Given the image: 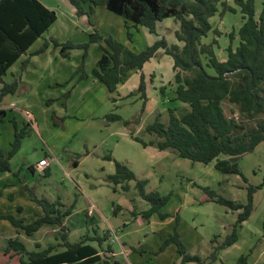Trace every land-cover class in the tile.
I'll list each match as a JSON object with an SVG mask.
<instances>
[{"label": "rangeland", "instance_id": "374dc122", "mask_svg": "<svg viewBox=\"0 0 264 264\" xmlns=\"http://www.w3.org/2000/svg\"><path fill=\"white\" fill-rule=\"evenodd\" d=\"M63 1L70 4L67 0ZM263 3L264 0H254L256 13ZM94 11L97 14L93 19L131 50L140 51L149 45L150 34L145 29L138 31L130 27L131 39H128L121 16L108 11L103 5L94 6ZM73 12L72 19L74 16L78 18L76 9ZM210 22L212 30L200 41L206 46L205 53L200 54L205 65L209 49L213 50L217 59H223L227 35L239 27L242 13L234 0H218L217 11ZM178 26L172 18L157 22L158 38L164 36L169 43L181 46L174 35ZM51 31L45 35H51ZM73 38V42L86 40L85 37H82L84 40ZM100 44L104 45L99 41L96 46L79 49L82 51L78 59L79 67L65 81L40 91H21L15 97L7 95L1 104L12 105L10 103L20 98L21 104L16 107L27 110H23L24 118L17 111L4 107L7 114L3 124L0 123V146L4 149L10 148L14 140L12 120L16 121L18 129L25 126L21 149L10 161V176L19 194L11 198L13 200L1 199L0 194V264H19V256L11 257L13 251L5 252L9 238L22 240L29 251L46 248L49 244H54L56 251L64 249L60 226L44 224L27 236L2 217L10 214L28 223L42 215L33 197L49 202L60 201L63 209L73 204L71 214L62 223L69 229L70 242L107 233V240L101 245L97 240L85 242L96 247L102 259L108 260L109 264L116 261L120 264H179L181 255L176 244L173 241L163 244L168 236L175 233L186 252L201 259V262L187 264H216V260L217 264H239L241 255L246 256L247 264H264V142L237 159L240 174L220 173L214 168V162L204 164L181 158L171 148L159 150L156 146L158 136L148 133L146 125L154 121L166 125L168 108L173 107L177 115L187 108L180 101L173 100V59L159 50L145 63L142 69L145 74V98L140 92L128 95L136 90L141 70L134 73L131 79L125 75L123 78L127 79L117 84L116 91L107 93L105 86L94 79L92 73L102 52ZM50 47L51 50H60L59 46ZM223 107L227 115H231V108L236 110L232 116L237 118L235 105L225 101ZM30 113L34 121L30 120ZM109 113L120 115L121 120L107 119ZM124 120L128 123L124 124ZM31 124H35L34 128ZM130 134L148 144L143 146ZM107 154L126 163L136 179H146L147 192L157 191L169 196L160 209L161 213L169 214L168 217L161 220L155 213L148 219L141 216L140 212L148 209L149 203L139 195L135 180L128 181L127 190L109 180L108 175L114 172V163L104 159ZM44 157L50 160L47 175L37 169L28 171V165L35 163L36 168V163ZM48 157L55 158L51 160ZM75 160L77 165L72 164ZM248 186H259L253 193L249 217L238 228L237 240L220 249L216 260L210 261L213 247L225 240L240 210H231L214 201L201 202L204 195L202 187H209L227 199L246 203ZM3 187H0V193ZM116 206L119 208L115 209ZM29 210L32 211V219ZM110 230L115 233V240ZM107 244L112 245L113 253L105 252ZM220 251L222 255L218 258Z\"/></svg>", "mask_w": 264, "mask_h": 264}, {"label": "trees", "instance_id": "16d2710c", "mask_svg": "<svg viewBox=\"0 0 264 264\" xmlns=\"http://www.w3.org/2000/svg\"><path fill=\"white\" fill-rule=\"evenodd\" d=\"M75 9L77 15H86L89 19L94 12V6L103 5L108 11L121 16L126 28V38L131 39L130 27H144L156 39L140 51H133L125 43L115 39L110 34L103 36L94 30L89 34L87 42L76 44L70 40L58 42L51 40L54 46L60 47V53L67 56V51L74 48L86 49L91 42L102 41L101 55L92 70L94 76L105 86L107 91H116L123 77L130 70H141L136 90L128 95L140 92L145 98V74L142 68L159 50L173 59L174 98L187 106L186 110L177 115L173 107L168 108L169 119L165 125L154 121L146 125L148 133L158 136L156 146L159 150L171 148L177 156L194 162L208 164L214 162V168L223 174H240L237 159L244 153L252 151L259 143L264 142V3L256 13L254 0H234L242 13V22L237 29H232L227 35V44L223 48V59H217L212 49H209L206 65L200 58L205 53V44L200 41L212 30L210 18L217 11L218 0H67ZM54 10L49 9L39 0H0V122L6 116V109L1 107L7 95L17 92V81L5 82L2 77L7 69L27 52L30 46L48 30L56 19ZM172 18L179 26L174 31L176 43H169L157 31V22ZM44 41L40 50L48 46ZM227 101L236 106L237 118L225 113L223 103ZM107 119L121 120L120 115L109 113ZM30 123V120L27 119ZM124 124L128 121L124 120ZM14 126V140L10 148L5 150L0 146V173L10 172V159L20 147L25 133V126L18 129ZM131 138L143 146L148 143L132 134ZM227 156L221 158L220 156ZM113 160L114 172L108 175L114 185H120L123 190L129 188L128 181L135 180L139 195L149 203V208L140 212L144 219L157 214L163 220L169 216L160 209L166 204L168 195L157 191L145 190L146 179H136L129 166L115 159L111 154L104 156ZM77 164V161L75 160ZM31 172L33 170L30 167ZM48 170L44 169L47 175ZM259 188L248 186L246 203L237 202L218 195L209 187H202L204 195L200 201H214L225 205L231 210L240 212L230 233L225 240L213 247L210 261L217 258L220 249L232 245L238 238V228L250 215L253 207V193ZM32 200L40 206L42 215L30 222L16 219L7 214L12 225L22 230L27 236L32 235L42 225H58L62 232L63 250L56 251L54 244L46 248L27 250L24 242L18 238L7 239L5 252L13 251L19 256V264H109L102 259L99 250L86 243V240H97L99 245L107 240V233L99 237H85L78 242L68 240L69 229L62 225L63 219L72 212L73 204L63 209L60 201L49 202L46 199L33 197ZM119 206H116L117 209ZM20 209V207H17ZM176 220L178 217L175 218ZM173 241L181 255L179 264L192 261L201 262L197 255L186 252L184 245L175 233L168 236L163 244ZM59 245V244H58ZM61 245V244H60ZM38 247L39 245L36 244ZM113 253L112 245L107 244L106 251ZM239 264H247L246 256L238 258ZM115 264H120L116 261Z\"/></svg>", "mask_w": 264, "mask_h": 264}, {"label": "crops", "instance_id": "0c3cea01", "mask_svg": "<svg viewBox=\"0 0 264 264\" xmlns=\"http://www.w3.org/2000/svg\"><path fill=\"white\" fill-rule=\"evenodd\" d=\"M39 1L43 3L49 9L54 10L57 17L47 30V31H51L52 27H54V29L50 32L51 35L47 36L45 35L47 31L44 32L43 35L37 38V40L30 46L27 52H25L24 54H21V56L7 69V72L2 77V80L5 82H12L14 79H16L17 84H18L16 93L21 92V91H28V90L40 91L41 88H52L53 86H55V84H60L61 82L65 81L67 79V76L69 74H72L73 71L79 67L78 59L82 55V51L79 50L80 48H74L73 50L70 49L67 51V56H63L59 50L50 49L51 48L50 45H53L51 40L55 39L58 42H65L66 40H70L73 42L74 40L73 37H76L78 40H80L82 37L83 38L85 37L86 40L82 41V43H84L88 41L89 34L93 32L94 30L98 31L103 36H106L107 34H109V32L105 31L103 24L99 23L98 20L95 21L93 19L95 18L97 14L95 11L91 15L90 19L86 15L77 16L78 18H75L74 16V19H72V16L74 14L73 9L75 8L71 4H66V2L63 0H39ZM141 28L145 29V31L149 33V31L144 27L139 26L138 28H134V29L139 31ZM149 34H150V40L148 44H151L156 39V36L154 35L153 37L151 33ZM44 41H50V42H48V46L44 50H40V47L42 46ZM73 43L81 44L79 41H76V40ZM98 44H99V41L91 42L89 43V48L92 45L96 46ZM137 71H140V70L128 71L126 74L127 77H129L128 79H131L132 76L135 75L134 73H136ZM138 74L139 73H137V75ZM49 76H52V77H49ZM94 79L98 80L95 76H94ZM126 79L127 78L121 81V83L124 82ZM1 85L2 83H0V86ZM16 93L13 94L14 97ZM107 93H110V92L107 91ZM13 102L14 103H10L12 105L5 104L1 107L3 108L9 107L11 111H17L22 117L26 118L24 116V111L27 109L24 110V109L16 107V105L21 104V99L16 98L15 101ZM6 114H7V110H6ZM30 118H31L30 119L31 121H34V117L32 116V114L30 115ZM4 121L5 119H3V121L0 123L3 124ZM34 125L35 124H31L33 128H34ZM21 145L22 143L20 144V147L17 150V152L21 149ZM7 149L8 148H6L5 150ZM15 154L13 156H15ZM13 156L11 157L10 161H12ZM48 158L52 160L55 157H52V158L48 157ZM56 159L58 160V158ZM48 161L50 160L48 159ZM72 164L77 165L75 161L72 162ZM30 167H32L34 170L35 163L27 166L28 171H31ZM47 168L48 166L46 167V169ZM10 173L11 171L0 173V187L7 186V187H3V191L2 193H0L1 199L6 197L5 198L6 200H13L11 198L17 197L19 194V192H17L19 190L16 188L15 183L13 182L14 179L10 176ZM41 174H44V170L41 171ZM13 193H16V195L14 196ZM28 214L31 219L34 218L32 217V211L29 210ZM221 251L218 254V258L219 256L222 255ZM10 256L13 257V256H18V255L10 253ZM215 262L217 264V260Z\"/></svg>", "mask_w": 264, "mask_h": 264}, {"label": "built area", "instance_id": "2783aa9c", "mask_svg": "<svg viewBox=\"0 0 264 264\" xmlns=\"http://www.w3.org/2000/svg\"><path fill=\"white\" fill-rule=\"evenodd\" d=\"M28 114V112H27ZM49 164V161L46 157L41 158L37 163H36V169L38 171H43ZM109 233H111V236H114V240L116 239V235L115 233H112L111 230L109 231ZM114 240H111L112 242H114Z\"/></svg>", "mask_w": 264, "mask_h": 264}]
</instances>
